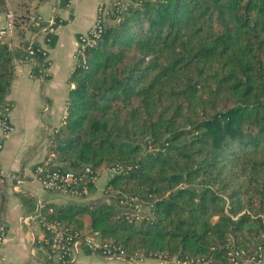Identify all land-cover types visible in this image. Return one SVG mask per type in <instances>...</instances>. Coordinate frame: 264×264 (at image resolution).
Returning <instances> with one entry per match:
<instances>
[{
    "label": "trees",
    "instance_id": "obj_1",
    "mask_svg": "<svg viewBox=\"0 0 264 264\" xmlns=\"http://www.w3.org/2000/svg\"><path fill=\"white\" fill-rule=\"evenodd\" d=\"M20 48L39 75L41 47L31 40ZM15 57L0 39V107L9 103ZM68 82L63 125L49 140L55 167L113 171L104 192L115 205L49 204V219L98 233L128 261L227 264L230 249L264 241V0L112 8L86 67H74ZM3 189L0 175V201ZM135 199L147 215L123 210ZM42 234L39 247L49 250Z\"/></svg>",
    "mask_w": 264,
    "mask_h": 264
},
{
    "label": "crops",
    "instance_id": "obj_2",
    "mask_svg": "<svg viewBox=\"0 0 264 264\" xmlns=\"http://www.w3.org/2000/svg\"><path fill=\"white\" fill-rule=\"evenodd\" d=\"M12 3L13 8L8 0L14 20L20 23L19 30L24 37L21 38L18 31H13L4 38L16 57L14 78L6 97L12 106L8 120L13 131L5 137L0 132V173L4 176L16 174L24 183L14 192L12 183L7 178L3 180L0 222L5 225L7 235L0 248V264H48V260L50 264L55 261L59 264L48 250L39 247L43 234L35 217L37 205H115L113 196L104 192L111 173L108 169L100 168L94 187L81 197H73L44 192L34 178L33 171L48 156L50 137L63 125L67 96L72 88L68 79L74 69L77 37L95 22L98 5L103 3L104 15H107L113 8V0H68L64 5L62 0H12ZM6 12L4 5V10L0 12L4 24ZM34 16H40L45 23L55 18L58 21L52 44L47 48V76L34 73L36 63L20 48V41L31 40L44 47V35L40 32L32 34L25 29L26 23L21 24ZM23 199L29 202L30 207L36 206L33 213L27 212L30 207L23 204ZM71 264H157V260L150 258L128 262L124 259H106L81 247ZM243 264L256 263L246 261Z\"/></svg>",
    "mask_w": 264,
    "mask_h": 264
},
{
    "label": "built area",
    "instance_id": "obj_3",
    "mask_svg": "<svg viewBox=\"0 0 264 264\" xmlns=\"http://www.w3.org/2000/svg\"><path fill=\"white\" fill-rule=\"evenodd\" d=\"M6 7L5 24L0 28V39H4L12 34L15 29L14 15L8 5V0H0ZM138 0H113V8L119 9L127 6L130 3L137 2ZM104 21V5L99 4L96 10V19L93 25L84 33L78 35L76 50L74 53V67H86V50L92 46L103 33ZM30 23L44 35L43 50L44 61L46 66L39 70L43 76H47L48 50L47 48L52 44V38L55 33V21L50 20L43 22L40 16H34L30 19ZM29 55L33 56V51L29 50ZM11 104L5 103L0 107V132L2 137L12 133L13 127L8 120V115L11 111ZM57 130L54 132L56 133ZM2 149V142L0 139V151ZM56 154L49 152L48 156L39 164H37L33 171L34 178L40 184L42 190L49 194L70 195L73 197H81L89 190V185H95L98 177L99 170L95 171L90 167H84L80 171H64L57 167ZM109 170V169H108ZM112 174L113 171L110 170ZM2 179L7 178L12 183V190L17 192L24 180L16 174L2 175ZM111 176V175H110ZM120 205H124L120 202ZM45 205H37L36 219L41 227V232L47 235L45 243L49 247V255L55 257L59 264H71L75 260V256L81 247H87L94 252H97L101 257L106 259H124L125 253L118 247L108 243H100L99 234L94 232L71 231L68 228L61 226L52 219H49L48 214L53 213V208ZM141 204L138 200H133V207L123 209L125 212L139 214ZM7 235V229L4 224H0V248L2 247ZM157 264H189L191 261L185 259L183 261L177 258L165 259L158 257ZM128 261V260H126ZM130 262L135 259H130ZM128 261V262H129ZM227 264H243L250 261L256 264H264V241H261L253 246L249 251L230 249L227 253Z\"/></svg>",
    "mask_w": 264,
    "mask_h": 264
},
{
    "label": "rangeland",
    "instance_id": "obj_4",
    "mask_svg": "<svg viewBox=\"0 0 264 264\" xmlns=\"http://www.w3.org/2000/svg\"><path fill=\"white\" fill-rule=\"evenodd\" d=\"M10 6H11V8H13V3H12V0H10ZM4 23H3V21H2V18L0 17V26H2ZM14 31H20L19 29H14ZM101 168H104V167H101ZM105 169V168H104ZM104 169H102L101 171H103ZM100 170V169H99ZM106 170V169H105ZM55 195H57V196H60V194L58 195V194H55ZM139 213V215H147L146 213H147V209H144L143 207H141L140 208V211L138 212ZM3 224V223H2ZM54 264H58L56 261L54 262Z\"/></svg>",
    "mask_w": 264,
    "mask_h": 264
}]
</instances>
